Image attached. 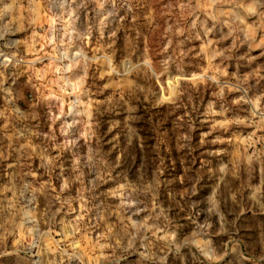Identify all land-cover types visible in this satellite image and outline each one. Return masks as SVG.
Listing matches in <instances>:
<instances>
[{
	"label": "clouds",
	"instance_id": "1",
	"mask_svg": "<svg viewBox=\"0 0 264 264\" xmlns=\"http://www.w3.org/2000/svg\"><path fill=\"white\" fill-rule=\"evenodd\" d=\"M262 58L264 0H0V264H264Z\"/></svg>",
	"mask_w": 264,
	"mask_h": 264
},
{
	"label": "rangeland",
	"instance_id": "2",
	"mask_svg": "<svg viewBox=\"0 0 264 264\" xmlns=\"http://www.w3.org/2000/svg\"><path fill=\"white\" fill-rule=\"evenodd\" d=\"M262 59H264V58H262ZM204 95H205V97H207V96L209 95V93H208L207 91H205ZM170 123H171V122L169 121V124H170ZM207 130H208L207 125H205L204 127H198L196 133H194V138H195L196 140H198V139H199V135H198L199 132H200V131H207ZM213 135H215V133H213ZM209 139H211V136L209 137ZM204 147H205V148H208V147H210V146H209V145H205ZM193 155H194V156H198L197 163H199V160H200V159H203V156H201V155L199 154V150H198L197 152H194ZM179 156H180V153H175L174 156H168V157H166V162L170 163V162H171V159H173V158L177 159V162H178V158H179Z\"/></svg>",
	"mask_w": 264,
	"mask_h": 264
}]
</instances>
